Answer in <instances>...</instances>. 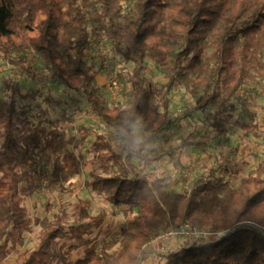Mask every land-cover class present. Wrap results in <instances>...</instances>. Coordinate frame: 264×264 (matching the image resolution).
Returning <instances> with one entry per match:
<instances>
[{
	"label": "trees",
	"instance_id": "obj_1",
	"mask_svg": "<svg viewBox=\"0 0 264 264\" xmlns=\"http://www.w3.org/2000/svg\"><path fill=\"white\" fill-rule=\"evenodd\" d=\"M91 44L109 46L132 65L122 102L102 101L89 62ZM0 54L22 69L24 62L47 68L123 138L118 152L113 139L95 135V158L112 175L93 173L87 185L112 206L137 210L122 226L118 247L99 252L89 237L106 214L90 216L80 200L74 224L38 220V248L19 254L15 264H142L155 238L187 223L210 235L163 254L165 264H264V160L237 188L202 177L168 192L150 170L174 153L145 152L172 121L170 96L177 87L198 109L214 111L218 132H229L240 89L246 82L264 83V0H0ZM150 63L163 73L159 86L148 78ZM137 123L149 132L141 142ZM236 125L258 136L256 126ZM81 131H48L19 118L13 100L0 99V263L9 247L25 243L31 224L25 199L82 174L78 152L91 133ZM82 249L84 257L73 260Z\"/></svg>",
	"mask_w": 264,
	"mask_h": 264
},
{
	"label": "rangeland",
	"instance_id": "obj_2",
	"mask_svg": "<svg viewBox=\"0 0 264 264\" xmlns=\"http://www.w3.org/2000/svg\"><path fill=\"white\" fill-rule=\"evenodd\" d=\"M88 54L90 65L96 73L102 101L107 106L122 102L123 94L129 87L127 75L131 72L132 65L125 63L104 44H91ZM23 65L25 69L8 63L0 54V99L13 100L19 118L41 124L48 131L57 130L68 136H81V127H86L91 136L86 147L78 152L83 164L81 175L62 188L45 189L42 193L25 199L31 221L25 234V243L18 249L9 247V257L0 264H15L19 254H29L38 248L41 232L38 220L62 218L66 224H74L80 200L88 203L87 212L90 216L106 214L105 223L92 232L89 240L99 252L111 251V246L118 247L122 226L137 210L112 206L103 194L92 190L87 184L93 173L112 175L95 158L92 148L95 135L113 139L118 152L122 150L123 138L92 113L82 94L61 86L47 68L37 63L28 66L24 62ZM148 78L158 86L164 81L161 70L151 63ZM112 79L118 83V89L111 85ZM238 96L241 103L227 125L229 132L221 134L213 126V110L198 109L196 101L180 87L173 91L170 96L172 121L159 139H153L147 144L145 151L148 155H159L164 151L174 153L155 162L150 170L152 178L162 180L166 191L180 192L190 188L195 179L202 177L230 182L237 188L264 160V83L246 82ZM236 122L256 126L258 136L247 133ZM134 134L136 142H141L149 132L137 123ZM189 142L195 144L186 145ZM46 178L47 173L43 177L44 183ZM187 242L184 237L179 236L171 237L163 243L155 242L151 244L149 254L142 264H165L163 254L180 250ZM84 255L82 249L74 254L73 260L83 258Z\"/></svg>",
	"mask_w": 264,
	"mask_h": 264
},
{
	"label": "built area",
	"instance_id": "obj_3",
	"mask_svg": "<svg viewBox=\"0 0 264 264\" xmlns=\"http://www.w3.org/2000/svg\"><path fill=\"white\" fill-rule=\"evenodd\" d=\"M110 83L114 88H116V89L119 88L118 83L116 81H114L113 79L110 80ZM209 235H210L209 233L199 231V230L193 228L189 223H187V224L182 225L181 227H179L177 229H171V230L165 232L164 234L155 238L153 240L152 244L155 242H158V243L166 242V240H168L171 237H175V236L184 237L186 240H192L194 238H198L199 236L207 237ZM222 236H223V234H219L218 238L222 237Z\"/></svg>",
	"mask_w": 264,
	"mask_h": 264
}]
</instances>
